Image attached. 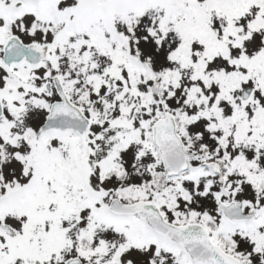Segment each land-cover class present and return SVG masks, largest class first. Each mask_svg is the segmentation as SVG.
I'll return each instance as SVG.
<instances>
[{
    "label": "snow or ice",
    "instance_id": "1",
    "mask_svg": "<svg viewBox=\"0 0 264 264\" xmlns=\"http://www.w3.org/2000/svg\"><path fill=\"white\" fill-rule=\"evenodd\" d=\"M0 264H264V0H0Z\"/></svg>",
    "mask_w": 264,
    "mask_h": 264
}]
</instances>
